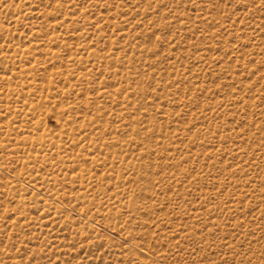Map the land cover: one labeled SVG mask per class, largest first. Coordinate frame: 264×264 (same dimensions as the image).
Listing matches in <instances>:
<instances>
[{
	"label": "rangeland",
	"instance_id": "1",
	"mask_svg": "<svg viewBox=\"0 0 264 264\" xmlns=\"http://www.w3.org/2000/svg\"><path fill=\"white\" fill-rule=\"evenodd\" d=\"M0 264H264V0H0Z\"/></svg>",
	"mask_w": 264,
	"mask_h": 264
}]
</instances>
